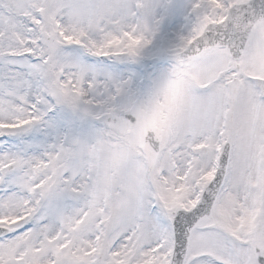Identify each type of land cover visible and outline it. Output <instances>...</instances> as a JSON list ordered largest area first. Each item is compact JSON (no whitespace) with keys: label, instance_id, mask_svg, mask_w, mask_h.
Segmentation results:
<instances>
[{"label":"snow or ice","instance_id":"6c2138e0","mask_svg":"<svg viewBox=\"0 0 264 264\" xmlns=\"http://www.w3.org/2000/svg\"><path fill=\"white\" fill-rule=\"evenodd\" d=\"M0 264H264V0H0Z\"/></svg>","mask_w":264,"mask_h":264}]
</instances>
